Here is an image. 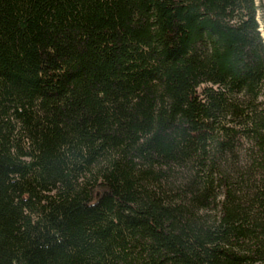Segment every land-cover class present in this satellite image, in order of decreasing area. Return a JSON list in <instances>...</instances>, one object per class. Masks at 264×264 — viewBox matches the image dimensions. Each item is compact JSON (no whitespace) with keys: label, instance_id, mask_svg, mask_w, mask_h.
<instances>
[{"label":"trees","instance_id":"obj_1","mask_svg":"<svg viewBox=\"0 0 264 264\" xmlns=\"http://www.w3.org/2000/svg\"><path fill=\"white\" fill-rule=\"evenodd\" d=\"M0 264H264L261 0H0Z\"/></svg>","mask_w":264,"mask_h":264},{"label":"water","instance_id":"obj_2","mask_svg":"<svg viewBox=\"0 0 264 264\" xmlns=\"http://www.w3.org/2000/svg\"><path fill=\"white\" fill-rule=\"evenodd\" d=\"M261 4H262V9H263V14H264V0H261Z\"/></svg>","mask_w":264,"mask_h":264}]
</instances>
